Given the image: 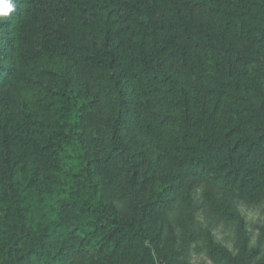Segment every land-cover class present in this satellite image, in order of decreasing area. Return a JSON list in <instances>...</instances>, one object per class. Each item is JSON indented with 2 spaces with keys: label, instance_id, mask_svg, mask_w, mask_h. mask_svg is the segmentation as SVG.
Returning <instances> with one entry per match:
<instances>
[{
  "label": "trees",
  "instance_id": "16d2710c",
  "mask_svg": "<svg viewBox=\"0 0 264 264\" xmlns=\"http://www.w3.org/2000/svg\"><path fill=\"white\" fill-rule=\"evenodd\" d=\"M13 3L0 264H154L150 229L187 188L221 192L204 204L219 221L264 195V0ZM137 127L142 160L124 140ZM165 164L170 183L141 179Z\"/></svg>",
  "mask_w": 264,
  "mask_h": 264
},
{
  "label": "rangeland",
  "instance_id": "374dc122",
  "mask_svg": "<svg viewBox=\"0 0 264 264\" xmlns=\"http://www.w3.org/2000/svg\"><path fill=\"white\" fill-rule=\"evenodd\" d=\"M124 140L130 156L145 158L140 155L139 146L147 140L142 128L126 131ZM145 172L147 175L141 179L155 174L158 182L166 184L177 171L165 164L164 168ZM205 195L215 200L221 192L204 184L187 188L183 197L170 207L167 215L170 225L163 228L158 222L153 224L150 233L157 238L160 251L154 264H264V242L260 239L264 229V195L251 204L236 201L226 221L217 220L215 213L204 207ZM188 215L192 221L185 223L184 217Z\"/></svg>",
  "mask_w": 264,
  "mask_h": 264
},
{
  "label": "clouds",
  "instance_id": "9594fccd",
  "mask_svg": "<svg viewBox=\"0 0 264 264\" xmlns=\"http://www.w3.org/2000/svg\"><path fill=\"white\" fill-rule=\"evenodd\" d=\"M15 9L13 0H0V20L9 16Z\"/></svg>",
  "mask_w": 264,
  "mask_h": 264
}]
</instances>
